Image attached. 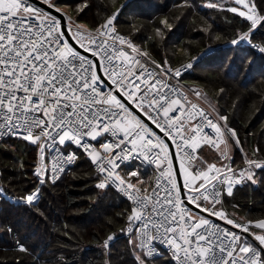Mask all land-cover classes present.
Listing matches in <instances>:
<instances>
[{
	"label": "snow or ice",
	"instance_id": "snow-or-ice-1",
	"mask_svg": "<svg viewBox=\"0 0 264 264\" xmlns=\"http://www.w3.org/2000/svg\"><path fill=\"white\" fill-rule=\"evenodd\" d=\"M43 2L55 7L53 0ZM234 2L248 11L236 7L227 10L251 22L248 32L232 40L237 44L248 40L258 25L264 27V16L255 11L256 5L251 0ZM208 7L215 8L217 4L210 3ZM118 15L119 10L94 29L95 35L77 26L78 38L88 42L81 43V47L98 58L90 61L67 43L55 16L30 0H0V136L21 138L37 146L39 159L33 175L38 185L49 180L55 183L57 174L75 162L78 158L75 152L65 154L66 149L75 146L83 150L96 166L97 187L114 185L133 204L127 216V234L136 264H152L164 250L170 251L173 264H264V220L239 224L215 208L225 191L232 195L235 183L244 180L254 183L252 169L264 170V162L246 159L248 167L236 171L233 166L218 167L198 157L200 137L218 151L223 144L221 155L228 159V142L219 123L227 117L217 113L218 120L214 121L203 108L162 80L160 73L147 69L136 58L146 53L116 32L113 22ZM124 45L136 56L130 57ZM161 72L169 79L182 74L171 68H162ZM195 95L199 98L202 94L195 92ZM131 105L138 106L175 143L185 172V193L174 182L168 145L158 137L153 139L155 134L133 115ZM194 116L198 117L195 121ZM206 127L214 129L217 135L210 136L204 131ZM223 128L231 132L239 145L235 131L226 124ZM108 135L118 138L117 142L113 144L106 138ZM89 140L96 141L100 148ZM116 148L119 152H115ZM49 153L50 166L45 161ZM140 156L159 170L154 185L137 187L139 180L133 183L126 178L137 176V171L124 175L117 171L126 161ZM39 195L37 187L17 203L35 206ZM4 196L5 190L0 188V197ZM188 204L252 234L259 246L212 224L199 212L194 213ZM253 223L262 230L261 234L251 233L249 225ZM112 239L114 236H109L104 246ZM19 249L27 251L23 245Z\"/></svg>",
	"mask_w": 264,
	"mask_h": 264
},
{
	"label": "trees",
	"instance_id": "trees-1",
	"mask_svg": "<svg viewBox=\"0 0 264 264\" xmlns=\"http://www.w3.org/2000/svg\"><path fill=\"white\" fill-rule=\"evenodd\" d=\"M55 1L92 28L119 10L118 29L161 63L176 67L203 55L182 77L199 85L227 117L246 155L264 160V52L231 43L249 27L244 17L227 10L233 0ZM253 1L264 13V0ZM251 38L264 46V27ZM19 140L25 142L23 151L14 147ZM234 144V161L242 165L243 154ZM201 155L221 161L218 151ZM36 157L37 146L21 138L0 143V187L8 195L23 197L37 187ZM98 176L91 159L81 154L58 181L40 186L35 206L0 197V264H136L127 237L119 235L109 253L102 246L104 236L125 227L133 206L114 189L98 188ZM255 178L257 186L246 182L231 196L224 193L220 207L230 216L264 219V170L256 168ZM152 264L173 261L164 252Z\"/></svg>",
	"mask_w": 264,
	"mask_h": 264
},
{
	"label": "built area",
	"instance_id": "built-area-1",
	"mask_svg": "<svg viewBox=\"0 0 264 264\" xmlns=\"http://www.w3.org/2000/svg\"><path fill=\"white\" fill-rule=\"evenodd\" d=\"M43 1V0H42ZM251 2H254L253 0H251ZM30 3L36 5L38 8L44 10L42 7L38 6L37 4L33 3L30 1ZM255 3V2H254ZM256 5V9L255 11L259 13L260 16H264V13L259 9V7L257 6V4L255 3ZM45 11V10H44ZM118 12V11H117ZM115 12V13H117ZM47 13V12H46ZM65 14V13H64ZM114 14V13H113ZM112 14V15H113ZM66 16V23H67V27H68V30L70 32V34L72 35L74 41L81 47V43H84L85 45H87V40H83L81 41L78 36H77V26H80V29L81 31H84V30H87V32H91L93 35H95V32H94V29L96 28H92L90 27L88 24H86L85 22L81 21V20H78V19H74L72 18L71 16L65 14ZM118 17V16H117ZM58 19V21L60 22V19L58 17H56ZM117 19V18H116ZM116 19L114 20V26H115V30L117 33H119L120 35H123L124 37H126L127 40L131 41L132 45L139 49L141 53H146L144 50L138 48L136 46V44L134 43V41L129 37L128 34L120 31L116 25ZM69 20H72L74 21V23L77 25L76 27L72 29L69 28L68 26V21ZM61 24V22H60ZM104 24V23H103ZM102 24V25H103ZM250 24L251 22L249 21V27H250ZM259 26V25H258ZM257 26V27H258ZM249 27L248 29L244 30L243 32H241L240 34L244 33V32H248L249 31ZM61 30H62V26H61ZM63 31V30H62ZM255 30H253L254 32ZM252 32V33H253ZM252 33L250 34L249 36V39L246 40V41H240L238 43L240 44H244V45H249L251 46L254 50L258 51V52H264V51H261L260 49L261 48H264V46L259 43V42H256L254 40H252L251 38V35ZM240 34L234 38V39H239V36ZM64 39L67 41V43L76 51L80 52L81 55L83 56H86L90 61H96L95 58L97 57H94L91 55H87L81 51H79L70 41L69 39L66 37V35L64 34ZM233 39V40H234ZM232 43V42H231ZM233 44V43H232ZM120 46V45H118ZM124 48V50L126 52L129 53L130 57H133V56H136L135 53H132V50L131 48H128L127 45H124L122 46ZM82 49H84L83 47H81ZM203 55H200V56H197V57H194L188 61H185L183 63H181L180 65L176 66V67H173L171 66V64L169 62H166V63H161L155 59H153L151 56H149L147 53L146 55L144 56H136L137 59H140L141 60V63L144 64L146 66L147 69H150L152 70L154 73H160L161 74V79L166 81L167 83H169L173 88L175 89H178L183 95H186L188 97V99L190 101H192L193 103H196L200 108H203L207 113L210 114V117L215 121V120H218V115L217 113L220 115V116H225L223 114H221L216 108L215 106L211 103V101L208 99V97L206 96V92L197 84H193L192 86H189V85H185L182 81V76L186 73H191L194 69V65L196 62H198L201 57ZM98 59V58H97ZM154 62V63H153ZM106 63V62H105ZM188 64H191L192 67L191 68H187L186 66ZM157 65H159L160 67H157ZM162 68H171L173 71L176 70V69H179L181 71V76L179 77H175L173 76V78L169 79L168 77H165L162 75V72H161V69ZM99 71V69H98ZM102 72V70H100ZM103 74V73H102ZM105 79H107V76L105 75L104 76ZM109 83H111L109 81ZM195 90V91H193ZM105 91H107V89H105ZM195 92H200L202 95L201 97H197L195 95ZM170 95H174V94H170ZM175 107V106H173ZM131 108L133 110V115L140 119L145 125L146 127L149 129L150 132L154 133V137L153 139L155 140L157 137L159 139H161L165 144L168 145V149H167V152L169 153V159L172 160V171L174 173V176H173V179H174V182L176 183V185L178 187H180V184H179V181H178V178H177V172H176V168H175V164H174V161H173V158H172V154H171V150H170V144L168 142L167 139H169L171 141V143L173 144L174 146V149H175V153H176V157H177V161H178V165H179V170H180V173H181V176H182V180H183V188H184V193L187 191V188L185 187V178H184V174H183V170H182V167H181V160H180V153H179V150L175 147V143L171 140V138L165 136V134L163 132L160 131L159 128L156 127L155 123H153V121L151 119H149V117L136 105H131ZM175 115H180L178 113H173ZM226 117V116H225ZM196 119H198V117H193V121H195ZM149 122H151L153 125H151ZM162 124L164 123L163 119H161L160 121ZM220 125L222 126V131L224 132V139L227 140L226 136H225V130L223 128V125L221 123H223L224 125L226 124L227 125V128H230V129H233L226 121H219ZM234 130V129H233ZM204 131L206 133H208L210 136H216L217 134L215 133V130L214 129H211L210 127H206L204 129ZM235 131V130H234ZM231 133V132H230ZM236 134V132H235ZM7 138H17V137H12V136H0V143L4 140V139H7ZM108 140L112 141L113 144H115L117 142V139L116 137H112L110 135H108L106 137ZM236 138L237 135H236ZM198 139V143L200 144V147L197 149V155L198 157H200L202 160L206 161L207 163L209 164H216L218 167L220 165H230V166H233L234 169L236 171H239V169H244V168H247L248 165L245 163V160L246 159H251L253 161H256V162H264V160L262 159H255V158H252L250 157L249 155H246V153L243 151L242 147L240 146V143H239V148L241 149V152L243 154V157H244V162L242 165H237L234 161V157H233V152L229 146V142H228V148H227V155H228V159H225L221 153L223 152L224 150V145L223 144H220V150L218 151L217 149L213 148L212 146L208 145L203 139H201L200 137L197 138ZM103 140H104V137L101 138V143H103ZM219 138H217V142H218ZM239 140V139H238ZM235 141V140H234ZM89 143L95 145L98 149L100 148V144H97L96 141H91L89 140ZM204 150V151H207V152H215V151H218L220 153V156H221V161L217 162V161H211V160H208L207 157L201 155V151ZM67 152H75L76 156L79 157V155L81 154H84L86 155L89 159L90 157L81 149H78L76 148L75 146L71 147V148H68L65 150V154H67ZM115 152H119V148H116L115 149ZM38 159H39V156H38V149H37V157H36V163L34 165V167L32 168V174L35 170V166L37 165V162H38ZM78 159V158H77ZM76 159V160H77ZM75 160V162H76ZM45 161L49 164V166L51 165V153L47 154L45 156ZM74 162V163H75ZM72 163L71 165H66L65 166V171L63 173H58V178L56 179V181H58L61 176L74 164ZM206 166V165H205ZM93 168L94 170L97 172V169H96V166L93 164ZM137 171L138 175L137 176H129V177H126L127 179H130L133 183H136L137 180L140 181V183H137L136 186L137 187H148V186H151V185H154L158 179V176H159V170L157 169L156 165L155 164H150L147 160H145L143 158V156H140L139 158L137 159H132L130 161H126L124 163V165L118 169L117 171L120 172L121 175H124L125 173H130L131 171ZM253 171V174H254V183L252 181H248V180H244V181H241L240 183H235L234 184V187L235 186H238V185H241V184H244L246 182H250L252 183L254 186H257L258 183L256 181V178H255V173H256V168H253L252 169ZM98 173V172H97ZM229 176H231V173H228ZM51 182V180H49ZM55 181V182H56ZM99 183V181L97 182V184ZM40 186L41 185H37V187H39L40 189ZM37 187L28 192V193H32V192H35ZM1 188V187H0ZM110 188L114 189L115 191H117L123 198L129 200L124 194L123 192H121L119 189H117L114 185L111 186ZM181 188V187H180ZM182 192V191H181ZM6 193V192H5ZM225 193V192H224ZM40 196V195H39ZM224 196V194H223ZM223 196L221 197V202L216 204L215 205V208L217 210H220L224 213V215L228 218V219H232L233 221H235L236 223H239V224H247L249 221L251 222H256V221H259V220H255V219H252V218H245V219H238V218H235V217H232L230 216L227 211L220 207V204L222 203L223 201ZM6 197H8L10 200L14 201V202H17V200L20 198V197H12L10 195H8L6 193ZM130 201V200H129ZM37 202V201H36ZM131 202V201H130ZM132 203V202H131ZM202 203H204L206 206H209L207 205V202H204L202 201ZM26 204V203H25ZM36 204V203H35ZM133 206V204H132ZM189 208H191L189 205H188ZM193 209V212L196 213V212H199V215L200 216H203V217H206L208 218L212 224L214 225H217L219 228L223 229V230H228V231H233V232H236L238 234H240L242 236V234H244L245 232H242L241 229L239 228H235L233 227V225H230L226 222V220L222 217H217V216H210L207 212H200L198 209H194V208H191ZM264 220V219H262ZM254 226V223L252 225H249L250 229ZM127 227H128V221L125 225V227L123 229H121L120 231L114 233H109L107 234L106 236L103 237L102 239V246L106 249V252L109 253V250H110V247L111 245L116 241V239L118 238L119 235H123L125 237H127L128 241L130 239V236L127 234ZM11 229V228H9ZM123 230V231H122ZM109 236H114V239H112L110 242H109V245L107 247L104 246V242L108 239ZM253 240V239H252ZM256 242V240H254ZM164 252L168 253L171 257V254H170V251L169 250H164ZM163 252V254H164ZM172 258V257H171Z\"/></svg>",
	"mask_w": 264,
	"mask_h": 264
},
{
	"label": "rangeland",
	"instance_id": "rangeland-1",
	"mask_svg": "<svg viewBox=\"0 0 264 264\" xmlns=\"http://www.w3.org/2000/svg\"><path fill=\"white\" fill-rule=\"evenodd\" d=\"M233 1H234V0H233ZM53 3L55 4V7L58 8L60 11H62L63 13H65V14H67V15H69V16H71L72 18L75 19V17H74V15H73L71 9L69 8V6H67V5H65V4H59V3H57L55 0H53ZM234 4H235V2H234ZM35 6H36V5H35ZM36 7H37V6H36ZM232 7H236L238 10H241V11H246V12L248 11V9H245V8L243 7V5H237V4H235V6H232ZM43 11H44V10H43ZM44 12H45V11H44ZM68 26H69L70 29L73 30V28L76 27L77 25L74 23V21L69 20V21H68ZM182 81H183V83H184L185 85L192 86V85L194 84V83H192V81H190L188 78H185V77H182ZM206 96L208 97L207 94H206ZM221 124L224 125L223 123H221ZM224 130H225V136H226V138H227V140H228V142H229V146H230L231 150L233 151L234 148H235L234 139L232 138L231 133H230L226 128H224ZM14 147H18L21 151H23V150H24V147H25V142L19 140L18 142H16V144H15ZM182 170H183L184 178H185V180H186L184 169L182 168ZM193 170H194V169H193ZM233 188H234V186H233ZM225 193H226V191H225ZM261 232H262V230L256 228L255 226H253V227L251 228V233H254V234H261ZM242 237H245L249 243L252 242V239L255 240V239H254V236H253L252 234H250V233H244V234H242ZM255 244H258V245H259V241H257Z\"/></svg>",
	"mask_w": 264,
	"mask_h": 264
},
{
	"label": "water",
	"instance_id": "water-1",
	"mask_svg": "<svg viewBox=\"0 0 264 264\" xmlns=\"http://www.w3.org/2000/svg\"><path fill=\"white\" fill-rule=\"evenodd\" d=\"M31 2L37 4L38 6L42 7L45 12L49 13L51 16H55L58 17L60 19L61 22V26H62V30L64 32V34L66 35V37L69 39V41L81 52L90 55L89 52H85L84 49H82L73 39L72 35L70 34L68 27H67V23H66V16L62 11H57L56 7L54 8H50L47 4H45L42 0H30ZM95 60L97 61V58H95ZM99 69V68H98ZM100 71V69H99ZM102 74V72H101ZM151 125H153L151 122H149ZM169 144H170V150H171V154H172V158L175 164V168H176V172H177V178L181 187V191L182 194L184 193V188H183V180H182V176L179 170V165H178V161H177V157H176V153H175V149L173 144L171 143V141L169 139H167ZM191 208L195 209V206L192 204H188Z\"/></svg>",
	"mask_w": 264,
	"mask_h": 264
},
{
	"label": "crops",
	"instance_id": "crops-1",
	"mask_svg": "<svg viewBox=\"0 0 264 264\" xmlns=\"http://www.w3.org/2000/svg\"><path fill=\"white\" fill-rule=\"evenodd\" d=\"M251 243L255 244L256 242H254V240H252V242H251ZM255 245L259 246L258 244H255Z\"/></svg>",
	"mask_w": 264,
	"mask_h": 264
}]
</instances>
